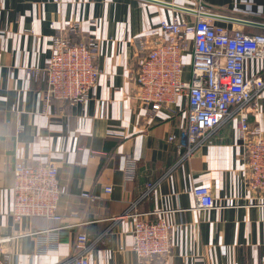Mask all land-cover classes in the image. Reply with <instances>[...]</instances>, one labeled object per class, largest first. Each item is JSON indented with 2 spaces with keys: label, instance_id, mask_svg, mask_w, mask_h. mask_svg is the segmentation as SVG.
Wrapping results in <instances>:
<instances>
[{
  "label": "crops",
  "instance_id": "0c3cea01",
  "mask_svg": "<svg viewBox=\"0 0 264 264\" xmlns=\"http://www.w3.org/2000/svg\"><path fill=\"white\" fill-rule=\"evenodd\" d=\"M162 1L264 21V0ZM197 16L152 0H0V237L9 238L3 242L7 264H60L76 253L80 232L89 236L91 264H138L130 208L147 182L154 189L139 201L137 213L150 220L165 217L172 226L171 251L151 264H264V202L244 180L239 114L219 129L212 144L185 156L168 136L185 123L186 99H179L175 113H151L134 98L142 51L137 40L160 35L162 18L192 21ZM58 29L73 41L93 35L99 42L100 73L85 102H46L42 74L27 84L28 70L48 62ZM192 47L189 41L183 55L186 76ZM246 69L264 76V57L249 58ZM256 101L259 111L250 114V122H258L264 134V90ZM18 158L59 166L68 188L59 203L60 222L14 220L10 209ZM201 184L211 186L215 207L196 206L192 190ZM107 186H112L109 193ZM84 190L106 198L91 202L81 196Z\"/></svg>",
  "mask_w": 264,
  "mask_h": 264
},
{
  "label": "built area",
  "instance_id": "2783aa9c",
  "mask_svg": "<svg viewBox=\"0 0 264 264\" xmlns=\"http://www.w3.org/2000/svg\"><path fill=\"white\" fill-rule=\"evenodd\" d=\"M188 8L198 15L194 20L162 18L160 35L151 34L150 38L144 36L137 40L142 51L136 59L134 98L151 113L162 109L175 113L179 99H186L185 123L179 132L168 136L170 141H178L185 156L202 145L212 144L219 129L233 114H239L238 139L243 146L244 180L264 202V134L258 122H250V114L259 111L256 98L264 90V76L249 75L246 69L249 58L264 57V31L248 32L216 24L204 13H218ZM124 35L123 29L121 37ZM189 41L193 47L186 76L183 55ZM98 47L99 42L93 35L73 41L64 30L58 29L48 62L42 69L28 70L27 84L30 86L32 79L42 74L46 81V102L53 99L85 102L100 73L96 62ZM135 162L128 168L129 176ZM13 172L10 213L14 220L41 217L60 222L59 203L68 188L59 177V166L50 161L32 164L18 158ZM153 189L154 184L147 182L130 208L135 216L131 232L138 264H151L156 257L167 255L172 247V226L167 219L150 220L136 210L139 201L150 196ZM111 190L112 186L105 187V193ZM80 194L91 202L106 198L88 190ZM192 194L198 207L217 205L209 185L195 186ZM7 239L0 237V264H7L3 246ZM89 240L87 233H78L76 253L60 264H91Z\"/></svg>",
  "mask_w": 264,
  "mask_h": 264
},
{
  "label": "water",
  "instance_id": "95a60500",
  "mask_svg": "<svg viewBox=\"0 0 264 264\" xmlns=\"http://www.w3.org/2000/svg\"><path fill=\"white\" fill-rule=\"evenodd\" d=\"M152 1H156V2H159L161 4L168 5V6H173V7L177 8V9H181V10H185V11H192L188 7H185V6H182V5L172 4V3H169V2H166V1H162V0H152ZM204 15L217 16L219 18H223V19H226V20L237 21V22H240V23L249 24V25H253V26L264 28V21H256V20L244 19V18L228 16V15H224V14L204 13Z\"/></svg>",
  "mask_w": 264,
  "mask_h": 264
},
{
  "label": "trees",
  "instance_id": "16d2710c",
  "mask_svg": "<svg viewBox=\"0 0 264 264\" xmlns=\"http://www.w3.org/2000/svg\"><path fill=\"white\" fill-rule=\"evenodd\" d=\"M257 32V31H256Z\"/></svg>",
  "mask_w": 264,
  "mask_h": 264
}]
</instances>
